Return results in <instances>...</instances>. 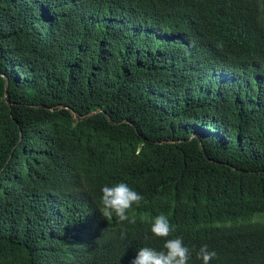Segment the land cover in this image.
I'll return each instance as SVG.
<instances>
[{
  "label": "trees",
  "instance_id": "1",
  "mask_svg": "<svg viewBox=\"0 0 264 264\" xmlns=\"http://www.w3.org/2000/svg\"><path fill=\"white\" fill-rule=\"evenodd\" d=\"M160 213L264 264V0H0V264H131Z\"/></svg>",
  "mask_w": 264,
  "mask_h": 264
},
{
  "label": "clouds",
  "instance_id": "2",
  "mask_svg": "<svg viewBox=\"0 0 264 264\" xmlns=\"http://www.w3.org/2000/svg\"><path fill=\"white\" fill-rule=\"evenodd\" d=\"M222 46V42L218 45ZM100 207L101 214L109 222L115 219L117 225H123L126 222L136 223L134 214L135 209L141 207L144 197L125 182H119L113 186L104 185L100 188ZM175 231L174 225L170 223L168 216L164 213L156 215L151 220V236L163 240L161 249L151 246L139 248L136 257L131 264H189L190 250L185 246L182 237H172ZM120 236L126 238L127 230L121 228ZM150 239L145 235V240ZM202 264H211L212 260L217 258L215 251H210L207 245L200 247L196 253Z\"/></svg>",
  "mask_w": 264,
  "mask_h": 264
},
{
  "label": "water",
  "instance_id": "3",
  "mask_svg": "<svg viewBox=\"0 0 264 264\" xmlns=\"http://www.w3.org/2000/svg\"><path fill=\"white\" fill-rule=\"evenodd\" d=\"M6 87H7V83L5 82L4 88L6 89ZM5 94H6V93H5Z\"/></svg>",
  "mask_w": 264,
  "mask_h": 264
}]
</instances>
